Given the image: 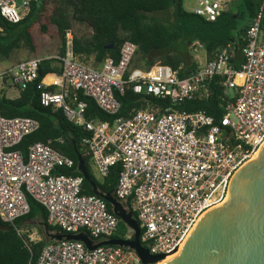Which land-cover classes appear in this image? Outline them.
<instances>
[{"label":"built area","instance_id":"obj_1","mask_svg":"<svg viewBox=\"0 0 264 264\" xmlns=\"http://www.w3.org/2000/svg\"><path fill=\"white\" fill-rule=\"evenodd\" d=\"M38 0H0V13L10 23H20ZM189 0H187L188 3ZM233 0H195L186 10L207 22H216ZM264 5L244 39L242 59L236 46L220 49L213 60L191 78L160 64L149 71L132 70L137 45L126 42L116 62L108 58L96 69L79 61L73 52V36L67 37L62 74L42 93V105L61 109L66 118L90 137L84 141L99 175L108 177L121 166L115 198L137 215L140 241L151 256L174 255L211 209L229 197L237 173L264 145ZM195 53L204 52L200 43ZM44 59H31L0 71V95L6 88L19 92L39 78ZM222 78L225 96L236 93L225 106L219 125L204 112L188 113L146 108L129 118L119 117L118 96L132 87L136 95L168 101L177 107L211 96V83ZM80 93L93 99L113 122L87 120V104ZM40 128L30 118H5L0 113V220L16 227L31 212L29 197L42 205L54 234H86L93 246L112 240L119 220L108 211L103 198L83 195V177L56 174L72 169L74 162L51 143H35L27 157L16 148ZM23 237L24 231L16 228ZM134 235V232H132ZM131 235V236H132ZM25 241L39 242L32 236ZM128 240H132L131 237ZM37 264H144L128 247L100 246L90 250L79 241H54L42 251Z\"/></svg>","mask_w":264,"mask_h":264},{"label":"trees","instance_id":"obj_2","mask_svg":"<svg viewBox=\"0 0 264 264\" xmlns=\"http://www.w3.org/2000/svg\"><path fill=\"white\" fill-rule=\"evenodd\" d=\"M184 1L38 0L32 3L30 13L18 24L8 22L0 13V64L12 62L23 50L36 54L38 52L34 34L36 28L42 35H50L53 30L56 31L61 40L59 58H64L67 54V37L71 32L75 57L84 63L94 58L97 66L102 65L108 58L119 62L121 48L126 42L138 47L132 70L149 71L160 64L178 72L181 79L191 78L202 69L190 51L197 42L204 46L208 60H213L220 49L235 44L236 59L240 61L247 31L258 16L264 0H233L228 10L216 22H207L188 12ZM74 24L90 27L93 31L92 36L79 37L73 34ZM261 30L264 39V20ZM110 46L111 49H106ZM61 74L60 60L44 59L40 66L39 78L26 90L21 91L18 98H7L5 90L1 93L0 113L3 117L30 118L40 125L39 130L25 138L16 150L27 157L33 144L51 143L56 151L74 162L72 169H57L56 174L83 177L79 169V160L82 158L99 192L115 197L121 166L113 167L108 177L97 180L91 173L92 159L84 145V141L90 135L81 126L70 122L61 109L42 105V93L55 90L50 83ZM222 83L223 80L219 77L212 81L209 99L188 101L177 107H172L168 101L136 95L133 88L128 87L123 95L118 96L121 104L119 117L129 118L136 111L148 107L161 111L175 108L188 113L204 112L213 117L219 125L225 114L226 104L234 101L236 97L235 92L233 95L225 96ZM79 100L87 104L85 111L87 120L113 122L114 117L101 110L93 99L80 93ZM82 193L86 196H98L92 184L85 178ZM105 203L108 211L114 214L112 205L107 201ZM29 204L30 214L18 220L12 231L0 229V264H37L44 248L54 242L45 238L31 243L28 248L25 243L28 238L20 236L16 230L23 229L27 221L40 220L49 233L59 232L58 228L48 225V214L42 205L31 197ZM123 206L126 209L130 208L127 203H123ZM134 217L137 220L136 214ZM118 220L119 226L112 240H128L129 237L134 239V235L131 236L132 230L120 218ZM0 225L6 224L0 220Z\"/></svg>","mask_w":264,"mask_h":264},{"label":"water","instance_id":"obj_3","mask_svg":"<svg viewBox=\"0 0 264 264\" xmlns=\"http://www.w3.org/2000/svg\"><path fill=\"white\" fill-rule=\"evenodd\" d=\"M79 163L83 177L92 184L98 196L112 205L114 214L134 232V239L110 240L93 246L90 237L82 233L52 235L53 240L79 241L90 250L109 245L128 247L139 254L144 264H264V145L257 159L234 177L226 203L201 218L182 252L169 261H165L164 255H150L141 244V228L133 213L112 194H101L82 158ZM0 229L12 231V227L6 225H0Z\"/></svg>","mask_w":264,"mask_h":264},{"label":"rangeland","instance_id":"obj_4","mask_svg":"<svg viewBox=\"0 0 264 264\" xmlns=\"http://www.w3.org/2000/svg\"><path fill=\"white\" fill-rule=\"evenodd\" d=\"M194 3H195V0H189L188 3H187V0H185L184 6L185 8H187V4L190 7L191 5H194ZM234 5L236 6V2ZM160 17L162 16L160 15ZM34 34L36 37V41L38 43V52L35 54V53H32L31 51L23 50L14 57L13 61H15V63L18 64L24 61L35 59V58H48V59H58L59 58L61 40L55 30H53L50 35H42L39 33L38 29L36 28V30L34 31ZM73 34L79 37L81 34H83L86 37H89L91 35V30H90V27L86 25L82 26L79 24H74ZM192 47L190 49L192 53L191 55L194 57L196 61L199 62L200 65L204 64L206 60L205 52L195 53L193 52ZM56 65H59V63H56ZM5 91H6L7 98H10V99H14L18 97L19 95V92L12 90V89L10 90L9 88H6ZM233 94H234V91H230V95H233ZM22 230L24 231V234H22L23 236H26V237L32 236L34 239H37L38 241H42L45 238L50 240V242L54 241L51 237L53 233H49L46 227L44 226L43 222L40 220L27 221L23 225ZM28 241H29V238H28Z\"/></svg>","mask_w":264,"mask_h":264},{"label":"crops","instance_id":"obj_5","mask_svg":"<svg viewBox=\"0 0 264 264\" xmlns=\"http://www.w3.org/2000/svg\"><path fill=\"white\" fill-rule=\"evenodd\" d=\"M90 30H91V35L90 36H92V34H93V31H92V29L90 28ZM89 36V37H90ZM80 37H86V36H84L83 34H81L80 35ZM206 55V54H205ZM39 59H47V60H49L48 58H39ZM208 61V58H207V56H206V60H205V62H204V64H202L201 65V67H204L205 66V64H206V62ZM17 63H15V61H12V62H9V63H2V64H0V71H2V70H4V69H6V68H9V67H11V66H13V65H16ZM86 64H88V65H90V66H92V67H94V68H96V69H100L101 68V65L100 66H97V65H95V62H94V58H92L89 62H87ZM9 89L11 90H15V91H17V92H19V90L18 89H15V88H10L9 87ZM20 96V92H19V95H18V97ZM18 97H16V98H18ZM16 98H14V99H16ZM79 165H80V163H79ZM80 169V168H79ZM95 172V173H94ZM91 173L95 176V178L97 179V180H102L103 178L99 175V173H98V170H97V168H96V166H95V164H94V162H93V160H92V164H91ZM89 175V174H88ZM97 176H98V178H97ZM90 177V176H89ZM91 178V177H90ZM92 180V179H91ZM94 183H95V181L94 180H92ZM96 184V183H95ZM97 186V185H96ZM94 189V188H93ZM99 191V190H98ZM133 232V231H132ZM132 232H131V235H132ZM54 235H58V234H54ZM54 241H56V240H54Z\"/></svg>","mask_w":264,"mask_h":264},{"label":"bare ground","instance_id":"obj_6","mask_svg":"<svg viewBox=\"0 0 264 264\" xmlns=\"http://www.w3.org/2000/svg\"><path fill=\"white\" fill-rule=\"evenodd\" d=\"M48 80L50 81L51 79L50 78H48ZM259 154V153H258ZM258 154L254 157L255 159H257V157H258ZM185 244H186V242H185ZM185 244L174 254V255H172V256H170V257H168L165 261H169V260H171V259H173V258H175V257H177L181 252H182V250H183V248H184V246H185ZM160 264V263H159Z\"/></svg>","mask_w":264,"mask_h":264}]
</instances>
